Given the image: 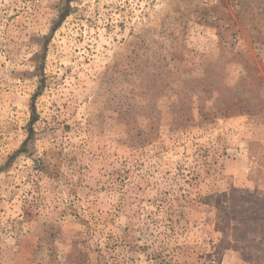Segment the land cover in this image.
<instances>
[{
  "label": "rangeland",
  "instance_id": "obj_1",
  "mask_svg": "<svg viewBox=\"0 0 264 264\" xmlns=\"http://www.w3.org/2000/svg\"><path fill=\"white\" fill-rule=\"evenodd\" d=\"M0 264H264V0H0Z\"/></svg>",
  "mask_w": 264,
  "mask_h": 264
}]
</instances>
